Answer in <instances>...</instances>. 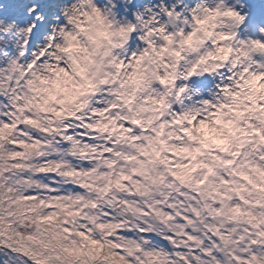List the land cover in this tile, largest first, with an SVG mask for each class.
<instances>
[{
	"label": "snow or ice",
	"instance_id": "snow-or-ice-1",
	"mask_svg": "<svg viewBox=\"0 0 264 264\" xmlns=\"http://www.w3.org/2000/svg\"><path fill=\"white\" fill-rule=\"evenodd\" d=\"M0 264H264V0H2Z\"/></svg>",
	"mask_w": 264,
	"mask_h": 264
},
{
	"label": "clouds",
	"instance_id": "clouds-1",
	"mask_svg": "<svg viewBox=\"0 0 264 264\" xmlns=\"http://www.w3.org/2000/svg\"><path fill=\"white\" fill-rule=\"evenodd\" d=\"M88 38L89 45L92 48L98 47L100 44L109 40V34L103 29V27L99 24L97 20L91 22L90 27L88 29ZM77 51L78 61L80 65H87L89 61V49L78 47Z\"/></svg>",
	"mask_w": 264,
	"mask_h": 264
},
{
	"label": "rangeland",
	"instance_id": "rangeland-1",
	"mask_svg": "<svg viewBox=\"0 0 264 264\" xmlns=\"http://www.w3.org/2000/svg\"><path fill=\"white\" fill-rule=\"evenodd\" d=\"M0 2H2V0H0Z\"/></svg>",
	"mask_w": 264,
	"mask_h": 264
}]
</instances>
